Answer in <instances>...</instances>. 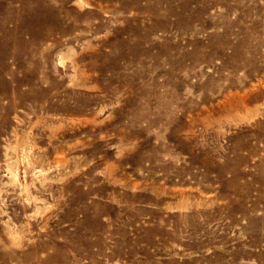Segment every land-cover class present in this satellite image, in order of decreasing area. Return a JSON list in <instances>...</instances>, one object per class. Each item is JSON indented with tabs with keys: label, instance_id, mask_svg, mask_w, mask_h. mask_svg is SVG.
<instances>
[{
	"label": "rangeland",
	"instance_id": "1",
	"mask_svg": "<svg viewBox=\"0 0 264 264\" xmlns=\"http://www.w3.org/2000/svg\"><path fill=\"white\" fill-rule=\"evenodd\" d=\"M0 264H264V0H0Z\"/></svg>",
	"mask_w": 264,
	"mask_h": 264
}]
</instances>
